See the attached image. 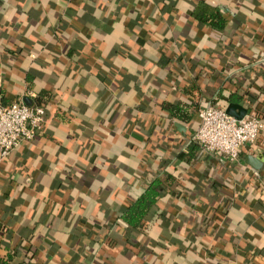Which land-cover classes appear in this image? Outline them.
I'll return each mask as SVG.
<instances>
[{
    "label": "crops",
    "instance_id": "obj_1",
    "mask_svg": "<svg viewBox=\"0 0 264 264\" xmlns=\"http://www.w3.org/2000/svg\"><path fill=\"white\" fill-rule=\"evenodd\" d=\"M206 5L229 14L221 37L193 14ZM262 53L264 0H0V105L21 99L45 110L33 142L0 159V259L264 264V138L243 147L239 162L199 146L189 160L195 120L161 108L187 101L185 81L199 98L212 97L223 81L250 75ZM230 104L259 115L254 98L225 110ZM168 173L177 189L165 186L163 197L171 194L157 206L167 217L150 225L136 254L119 234V208ZM212 179L231 187L228 212L202 227L182 221L202 215L191 195L213 205Z\"/></svg>",
    "mask_w": 264,
    "mask_h": 264
},
{
    "label": "trees",
    "instance_id": "obj_2",
    "mask_svg": "<svg viewBox=\"0 0 264 264\" xmlns=\"http://www.w3.org/2000/svg\"><path fill=\"white\" fill-rule=\"evenodd\" d=\"M193 14L196 20H198L202 24H208L211 28L217 31L218 37H221L220 31H222L226 21L228 20V13L221 12L220 9L217 7H209L208 5H206L195 9L193 11ZM247 37L244 34L243 38L241 37V42L243 46L250 47L252 46L250 37ZM253 50L254 46H252V51ZM262 54L260 55L264 57V53ZM256 56L258 55L254 54V58H257ZM260 60L263 59L259 58V60H254V62L249 63L250 67L249 69H247V74L250 72V75H243V77L241 78L227 79L223 81L222 83H220L221 89L219 93L212 95V97L210 98H199L196 91L193 90L195 84L191 86L192 84L190 85L188 81H185V84L182 82V84L186 85V91L188 92L187 101L172 105L163 103V105L161 106L162 111L171 116L172 118L178 119L184 123H188L195 120V124L197 127L199 123L198 110L206 103L210 102L212 105L225 110L226 105L229 103H240L241 101L247 102L250 100V98H254V107L259 113L258 116L264 121V61ZM231 66L226 69H230L233 67ZM253 81L259 83V85H257V87L255 88L252 86L254 84ZM231 88L232 90H230ZM262 138H264V129L259 133L255 142L260 141ZM254 143H249L245 146L250 149L254 145ZM188 145V153H186V155L187 158L190 160L193 153L196 151L198 145L195 142H190ZM224 167H227L225 163ZM175 177V173H168L166 175V178H164L162 182L160 180L152 181L150 185L138 195H128L124 204L119 208V215L116 218V225L119 229V234L122 236V239L127 242V249L129 248L137 254V252L139 251L136 245L139 244L140 238H142V236L146 237V235H148V229L150 228V225L153 227L155 225L154 223L162 219V217H167L166 211H169V209H158L157 206L159 205V203H162V201L164 202L165 197H168L171 194L170 193L167 196L163 197L165 186L172 188V186L174 185L175 189H177V179ZM216 180L218 179H212L211 181L212 191L210 194L212 195V199L210 203L213 205H210L209 208H203L200 205V203H203V200L201 198L196 197V195H191L193 198V203L196 207L199 208L200 211H202V215H195V213L192 211L191 214L189 213L182 215V221L193 226L195 225L202 227L211 225L213 223V219L211 217L215 213H221L222 215H225L228 212V204L232 201V193L230 192L231 187L227 181L218 183ZM216 183L218 189H213V184L215 185ZM257 184V187L259 188L260 192L264 193V181H261L259 179ZM180 195L183 194L180 193ZM191 196H189L190 199ZM215 204L222 205V209L216 208ZM117 205L118 203H115L114 208H116ZM116 210L117 209H115L114 211ZM169 216L171 217V215ZM168 226L169 224L166 227ZM166 227L164 228V230L166 229ZM132 233L137 236L135 241L128 240V234ZM151 244L154 245L153 247L160 246V244L155 241H152ZM200 248L201 247L197 249L199 251L200 261H208L211 256V253L201 255L202 250ZM0 264L10 263H8V261L0 259Z\"/></svg>",
    "mask_w": 264,
    "mask_h": 264
},
{
    "label": "built area",
    "instance_id": "obj_3",
    "mask_svg": "<svg viewBox=\"0 0 264 264\" xmlns=\"http://www.w3.org/2000/svg\"><path fill=\"white\" fill-rule=\"evenodd\" d=\"M45 110L18 99L0 105V159L33 142L44 122ZM199 123L188 142L198 144L202 153L239 162L242 148L254 143L264 129V121L253 111L242 118L227 114L210 102L198 110Z\"/></svg>",
    "mask_w": 264,
    "mask_h": 264
},
{
    "label": "water",
    "instance_id": "obj_4",
    "mask_svg": "<svg viewBox=\"0 0 264 264\" xmlns=\"http://www.w3.org/2000/svg\"><path fill=\"white\" fill-rule=\"evenodd\" d=\"M225 112L227 114L235 117L236 119H240L246 114L247 110L245 108L241 107L240 105L230 104L226 108ZM177 126L180 130H184V127H182L181 125L177 124ZM245 162L255 169L259 168L261 165V160L257 157L252 156V155H247Z\"/></svg>",
    "mask_w": 264,
    "mask_h": 264
}]
</instances>
